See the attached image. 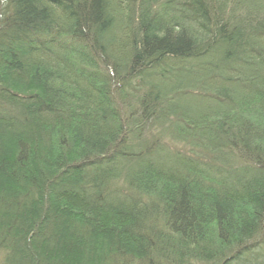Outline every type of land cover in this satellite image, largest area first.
Listing matches in <instances>:
<instances>
[{"label": "trees", "instance_id": "obj_1", "mask_svg": "<svg viewBox=\"0 0 264 264\" xmlns=\"http://www.w3.org/2000/svg\"><path fill=\"white\" fill-rule=\"evenodd\" d=\"M246 2L0 0V264H264Z\"/></svg>", "mask_w": 264, "mask_h": 264}, {"label": "rangeland", "instance_id": "obj_2", "mask_svg": "<svg viewBox=\"0 0 264 264\" xmlns=\"http://www.w3.org/2000/svg\"><path fill=\"white\" fill-rule=\"evenodd\" d=\"M248 5H250V9H253L255 12L261 11L264 12V0H247L246 2ZM170 141L169 139H166V142ZM171 144V146L177 150V151H183V150H196L191 146H188L186 143L179 141L178 143H174V145L169 142ZM196 148V147H195ZM200 150H196V152L198 153ZM193 152V151H192Z\"/></svg>", "mask_w": 264, "mask_h": 264}]
</instances>
